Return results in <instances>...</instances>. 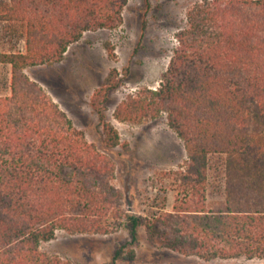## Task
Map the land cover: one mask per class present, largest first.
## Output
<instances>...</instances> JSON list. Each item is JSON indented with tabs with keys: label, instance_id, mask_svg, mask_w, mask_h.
Here are the masks:
<instances>
[{
	"label": "trees",
	"instance_id": "1",
	"mask_svg": "<svg viewBox=\"0 0 264 264\" xmlns=\"http://www.w3.org/2000/svg\"><path fill=\"white\" fill-rule=\"evenodd\" d=\"M127 1L0 0L3 30L23 31V49L0 51L10 67L0 94V264H72L41 242L57 230L104 235L121 224L129 242L100 264L134 259L141 227L150 245L184 257L264 264V0L195 3L159 87L114 110L133 122L165 112L182 141L187 159L161 176L174 191L170 211H126L113 158L26 74L61 61L84 32L116 27ZM119 85L112 69L91 97L107 149L122 145L102 109Z\"/></svg>",
	"mask_w": 264,
	"mask_h": 264
},
{
	"label": "rangeland",
	"instance_id": "2",
	"mask_svg": "<svg viewBox=\"0 0 264 264\" xmlns=\"http://www.w3.org/2000/svg\"><path fill=\"white\" fill-rule=\"evenodd\" d=\"M202 0H128L121 22L111 29L86 31L70 44L61 61L30 66L25 69L31 80L65 111L86 139L107 152L116 165L114 184L123 194V208L138 215L170 211L174 191L162 174L177 169L187 159L183 143L168 125L167 114L140 122L119 121L116 106L128 95H139L144 88L156 89L178 45L177 33L187 25V11ZM0 51L23 49L20 24H0ZM117 71L120 85L108 92L102 105L106 119L119 133L122 145L105 148L98 113L91 104L96 89L105 83L110 70ZM10 67L0 64V94L9 92ZM221 159L212 160L218 171ZM210 174L215 176L213 169ZM220 175V173L218 174ZM162 176V177H161ZM220 178V177H217ZM211 183V176L209 178ZM220 183V182H219ZM131 202L127 209L125 192ZM127 229L121 224L109 234H68L57 230L40 248L72 264H100L110 259L114 249L129 242ZM132 260L119 264H231L259 260H214L205 262L184 257L150 245L143 227Z\"/></svg>",
	"mask_w": 264,
	"mask_h": 264
},
{
	"label": "water",
	"instance_id": "3",
	"mask_svg": "<svg viewBox=\"0 0 264 264\" xmlns=\"http://www.w3.org/2000/svg\"><path fill=\"white\" fill-rule=\"evenodd\" d=\"M127 195H128V193H127V191H126V192H125V197H126V200H127V209L130 211V210H132V209H131V202L128 200Z\"/></svg>",
	"mask_w": 264,
	"mask_h": 264
}]
</instances>
